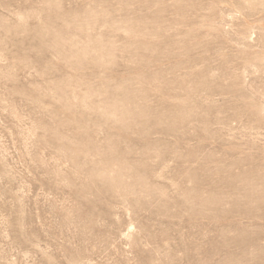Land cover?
<instances>
[{"label": "rangeland", "instance_id": "1", "mask_svg": "<svg viewBox=\"0 0 264 264\" xmlns=\"http://www.w3.org/2000/svg\"><path fill=\"white\" fill-rule=\"evenodd\" d=\"M0 264H264V0H0Z\"/></svg>", "mask_w": 264, "mask_h": 264}]
</instances>
